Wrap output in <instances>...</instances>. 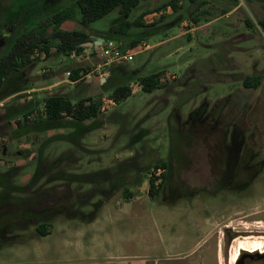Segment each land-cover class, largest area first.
Segmentation results:
<instances>
[{
	"label": "rangeland",
	"instance_id": "rangeland-1",
	"mask_svg": "<svg viewBox=\"0 0 264 264\" xmlns=\"http://www.w3.org/2000/svg\"><path fill=\"white\" fill-rule=\"evenodd\" d=\"M169 1L142 0L129 16L152 12L145 17L150 27L131 31L130 39H139L134 47L130 39L116 42L123 51L147 50L102 71L109 72L108 88L133 91L112 104L100 73L78 84L67 73L106 63L99 39L117 13L83 28L74 9L57 29L52 16L74 0H0L1 59L13 56L14 39L36 45L32 62L0 89V264H264V0H205L198 24L190 16L196 4L187 0L178 12L156 11ZM80 29L91 42L61 53L56 31ZM92 37L99 45L90 48ZM153 73L166 86L148 94L140 78ZM253 75L260 86L245 88ZM53 94L98 97L101 117L87 123L97 128L73 141L57 137L73 131L67 127L22 133L23 115L43 118ZM161 163L168 166L164 185L151 196V174ZM235 175L236 186L249 185L233 187L228 177ZM98 201L92 222L76 216L79 208L91 215ZM39 218L52 221L48 236L36 235ZM116 231L128 233L124 242ZM108 235L118 241L116 252L92 258L90 240L96 236L102 247ZM17 236L26 241L2 246ZM243 248L255 257L238 263Z\"/></svg>",
	"mask_w": 264,
	"mask_h": 264
},
{
	"label": "trees",
	"instance_id": "trees-1",
	"mask_svg": "<svg viewBox=\"0 0 264 264\" xmlns=\"http://www.w3.org/2000/svg\"><path fill=\"white\" fill-rule=\"evenodd\" d=\"M141 1L142 0H74L72 6H68L58 13L54 14L52 16V19L53 23L58 29L63 21L72 19L71 13L74 9H77L81 15V26L83 28H88L92 23L104 19L112 13H117L119 15V18L109 27L108 34L105 35L104 38L107 40L122 41L130 39L131 31L133 29L150 27L146 24L145 17L152 12L142 13L134 21L128 19L133 11L140 6ZM179 1L180 0H170L169 2L164 3L161 7L156 8V11L160 12L171 7L175 12H178V10L180 9L178 6ZM187 1L191 4H196V7L190 13V16H192L194 24H198L199 19L198 17H196V14H198L199 10L206 4V2L205 0ZM227 1L235 3L238 2V0ZM223 13L226 14L227 11L225 10L223 11ZM245 21L249 27L253 26V22L249 18H247ZM16 23L19 24L20 21H16ZM260 25H262L264 29V20H260ZM55 34L56 38L60 39L61 41L58 48L63 54H69L74 50H84V44L91 42V37L87 33H85L83 29L74 31L58 30ZM130 40L132 41L130 42L129 47H134L138 43L139 39L136 38ZM13 42H15L16 45V51L12 53L13 56L10 57L9 60H7L6 58L1 59L0 56V89L3 88L5 81L10 78L13 72L17 71L19 67H24L25 65L32 62V60H30L28 57V53L33 51L36 45L26 44L24 36L23 38L20 37L18 39H14ZM43 42L45 43V41ZM45 44H48V42H46ZM49 44H42V50L46 52L47 58H50L52 56ZM24 47H26V52H24L23 50ZM14 57H16V59L18 60L17 63L15 62L16 64L12 62V60L15 59ZM24 58H27L26 61L19 63ZM83 70V67L74 69L71 72V79L77 80ZM115 75L116 74H114V76ZM160 77V73H153L142 76L140 78V85L143 88V91L145 93L151 94L158 89L164 88L166 84L161 83ZM261 79L262 78L260 76H246L243 81V85L247 89H257L262 82ZM108 81L109 80L102 84V87L105 89V91L111 92V98L116 102V104H120L132 96L133 91L129 85L119 84L108 88ZM102 95L103 94H101V96L99 97L102 98ZM98 100V97L95 96H87L80 98L77 101H73L72 99L64 95H50L45 99V110L43 118L32 122L30 118H28L27 114L23 115V119H25V125H22V133H26L31 128L33 129V131H37L38 133H46L51 129H60L67 127L72 128L73 131H71L67 135H60L57 137H60L61 139L65 138L67 141H73L76 138H80L84 136L85 133L97 128V125L94 124L92 126H88L87 123L94 122L101 117V104ZM68 119H70L69 122H67ZM158 168L167 169L168 166L166 163L156 164L155 169ZM165 176L166 175L164 174L163 177ZM158 180L159 178L154 176L150 179L149 192L151 196H159L160 190L161 188H163V181L158 183ZM125 196L127 198H130L132 194H129L127 190L125 192ZM102 203V201H98L95 204V211L91 215L85 214L79 208L76 216H78L81 220L90 223L96 218V215ZM51 226L52 221L48 220L47 218H39L38 224L35 228L36 235L39 237L48 236L50 234L49 229L51 228ZM25 241L26 240L22 239V236H17L1 244L2 246L9 244L16 245L24 243Z\"/></svg>",
	"mask_w": 264,
	"mask_h": 264
},
{
	"label": "built area",
	"instance_id": "built-area-1",
	"mask_svg": "<svg viewBox=\"0 0 264 264\" xmlns=\"http://www.w3.org/2000/svg\"><path fill=\"white\" fill-rule=\"evenodd\" d=\"M100 46H102L103 48V55L106 58V63L105 65H110V64H129L131 62L134 61V58L142 53L144 50H147V46L145 44H143L142 48L139 50H131V51H123L120 48V45L118 42L114 41V40H107L104 41L103 43L100 44ZM39 55V53H37ZM95 72L94 70H91L89 72L86 73H81L79 78L77 80H73L71 79V72H68L67 75L68 77L71 79L70 83L71 84H78L82 81H88V80H92L94 79L95 76ZM101 75H103L102 73H100ZM100 75V78H102V76ZM103 101H106L107 99L105 98V96L102 97ZM109 102H111L112 104H116V102L110 98L108 99ZM101 112H102V106H101ZM30 118V117H29ZM166 169L163 168H158L153 170L151 177H158V183L159 181H161V177L164 174V171ZM161 171V173H160Z\"/></svg>",
	"mask_w": 264,
	"mask_h": 264
},
{
	"label": "crops",
	"instance_id": "crops-1",
	"mask_svg": "<svg viewBox=\"0 0 264 264\" xmlns=\"http://www.w3.org/2000/svg\"><path fill=\"white\" fill-rule=\"evenodd\" d=\"M148 23V22H147ZM93 38V37H92ZM95 45V44H94ZM92 46H90V48H91ZM89 59V58H88ZM106 66H108V65H105V63H97V64H95L94 65V67H93V70L95 71V72H98V73H102V71H104L105 70V67ZM74 69H77V68H74ZM108 75H109V72H104L103 73V75H101L102 77H104V78H101V80H100V82H101V86H102V84H104L106 81H107V79H108ZM106 79V80H105ZM93 230H95V229H93V228H91V231H93ZM96 233V232H95ZM125 234L126 235H128V233L127 232H124V233H119L118 234V232L116 231V234H115V232H114V236L115 237H117V238H119L120 240H121V242H124V239H125ZM108 239V240H107ZM107 239L106 240H103V245H102V247L100 246V245H97L98 244V242H99V239L98 238H96V236H93V238L90 240V245H88V246H91V252L92 253H95L96 254V256H94V257H92V258H97V257H99L100 255H101V253H105L106 254V252H108L109 254H114V252H116V249L114 248L116 245H118V241L116 242L114 239H112V237L111 236H109L108 235V237H107ZM177 246H180V245H177ZM93 261H95L97 264L99 263L98 261H96V259L95 260H90V261H87V264H93ZM90 262V263H89ZM120 263L121 261H117V262H114V263ZM99 264H102V263H99Z\"/></svg>",
	"mask_w": 264,
	"mask_h": 264
},
{
	"label": "flooded vegetation",
	"instance_id": "flooded-vegetation-1",
	"mask_svg": "<svg viewBox=\"0 0 264 264\" xmlns=\"http://www.w3.org/2000/svg\"><path fill=\"white\" fill-rule=\"evenodd\" d=\"M224 156H226V155H224L223 154V152H222V157H224ZM245 169V168H244ZM240 172H245L244 170H240ZM235 177H236V175L234 176V177H232V178H230V177H228V179H229V182L232 184L233 183V187L234 186H236V184L234 183V181H235ZM250 180V179H249ZM250 182V181H249ZM249 182L248 181H245V182H242L241 184L239 183V185H237L236 187H238V189H240L241 188V190H242V188H245L246 186H248L249 185ZM221 184V183H220ZM219 184V185H220ZM235 184V185H234ZM240 187V188H239ZM242 251H244L243 252V255L240 257V262L239 263H244L247 259H250V258H254L255 257V255L253 254L254 253V251L253 250H249V249H247V248H243V250ZM261 251V250H260ZM249 252H251V253H249ZM253 252V253H252ZM241 253V252H240Z\"/></svg>",
	"mask_w": 264,
	"mask_h": 264
},
{
	"label": "water",
	"instance_id": "water-1",
	"mask_svg": "<svg viewBox=\"0 0 264 264\" xmlns=\"http://www.w3.org/2000/svg\"><path fill=\"white\" fill-rule=\"evenodd\" d=\"M92 40H93V42L90 43V44H87V46H93L94 44H95V45H99L98 42L95 40V38H93ZM99 40H100L102 43L105 41V39H102V38H100ZM105 80H106V79H105ZM239 262H240V260L238 261V263H239Z\"/></svg>",
	"mask_w": 264,
	"mask_h": 264
},
{
	"label": "bare ground",
	"instance_id": "bare-ground-1",
	"mask_svg": "<svg viewBox=\"0 0 264 264\" xmlns=\"http://www.w3.org/2000/svg\"><path fill=\"white\" fill-rule=\"evenodd\" d=\"M257 250H258V248H257ZM237 257H238V256H235V257H234V260H236V259H237Z\"/></svg>",
	"mask_w": 264,
	"mask_h": 264
}]
</instances>
